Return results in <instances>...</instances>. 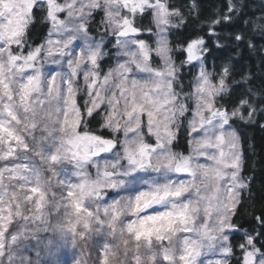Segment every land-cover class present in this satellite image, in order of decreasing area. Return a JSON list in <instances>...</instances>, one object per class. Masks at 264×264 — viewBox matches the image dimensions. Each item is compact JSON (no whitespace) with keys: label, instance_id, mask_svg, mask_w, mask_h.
<instances>
[{"label":"rangeland","instance_id":"rangeland-1","mask_svg":"<svg viewBox=\"0 0 264 264\" xmlns=\"http://www.w3.org/2000/svg\"><path fill=\"white\" fill-rule=\"evenodd\" d=\"M129 2L0 0V264L229 260L230 218L247 180L232 113L214 108L222 80L201 68L202 43H191L187 60L197 68L185 122L188 151L175 152L187 107L174 91L170 12L165 0ZM120 4L150 9V30L140 41L130 39L142 32L122 19ZM35 5L46 7L50 25L22 53ZM97 14L104 41L113 37L114 46L103 69V42L85 33ZM80 94L88 113L101 108L111 131L106 158H93L96 136L80 133ZM121 128L126 135L116 141ZM92 229H100L95 239ZM144 249L148 259L138 256ZM244 264H264L249 239Z\"/></svg>","mask_w":264,"mask_h":264},{"label":"trees","instance_id":"trees-1","mask_svg":"<svg viewBox=\"0 0 264 264\" xmlns=\"http://www.w3.org/2000/svg\"><path fill=\"white\" fill-rule=\"evenodd\" d=\"M165 3L170 12L165 28L167 46L170 58L177 66L178 79L174 91L179 99H184L187 107L178 125L173 148L182 155L188 151L185 122L191 110L189 99L197 62H188L186 48L191 43L201 42V68L209 71L212 78H220L224 86L223 93L214 97V108L222 113H232L229 123L238 134L240 142L242 176L247 183L230 218V257L225 264H244L248 239L264 256V0H165ZM119 11L122 19L131 20L134 27L142 32L141 35L135 33L130 37L132 41H140V36L148 34L151 15L149 8L127 9L120 4ZM47 14L45 6L32 8L31 19L20 40L22 53L44 39L50 25ZM62 15L59 14L60 17ZM100 20L97 14L93 21L86 23L85 33L103 42L106 51L99 62L103 69L109 64V53L114 46L113 37L104 41L108 34L106 28L102 31ZM149 61L157 65V55L152 51ZM77 105L81 112L80 133L111 139V131L102 125L101 108L88 113L85 110V97L81 94ZM123 135H126L125 129L121 128L114 139L117 141ZM103 157L107 155L99 159ZM122 203L127 206L128 198L123 196ZM126 212L124 207L123 213ZM95 216L94 222H102L99 215ZM99 232L100 229H92L88 233L95 239ZM128 241L130 245L134 243L142 246L134 237H128ZM138 256L148 259L145 249Z\"/></svg>","mask_w":264,"mask_h":264},{"label":"water","instance_id":"water-1","mask_svg":"<svg viewBox=\"0 0 264 264\" xmlns=\"http://www.w3.org/2000/svg\"><path fill=\"white\" fill-rule=\"evenodd\" d=\"M131 2H135L136 0H129ZM92 157L96 158V157H100L103 154L108 153L111 148L113 147V144L110 140H106V139H94L92 141ZM146 151H149V149H147Z\"/></svg>","mask_w":264,"mask_h":264}]
</instances>
